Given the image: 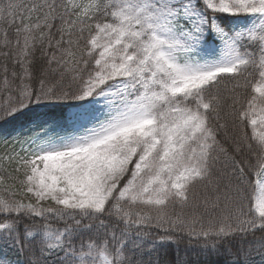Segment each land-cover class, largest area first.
<instances>
[{"label":"snow or ice","instance_id":"obj_1","mask_svg":"<svg viewBox=\"0 0 264 264\" xmlns=\"http://www.w3.org/2000/svg\"><path fill=\"white\" fill-rule=\"evenodd\" d=\"M0 264H264V0H0Z\"/></svg>","mask_w":264,"mask_h":264},{"label":"trees","instance_id":"obj_2","mask_svg":"<svg viewBox=\"0 0 264 264\" xmlns=\"http://www.w3.org/2000/svg\"><path fill=\"white\" fill-rule=\"evenodd\" d=\"M171 258H172L171 256L167 257V259H171Z\"/></svg>","mask_w":264,"mask_h":264}]
</instances>
